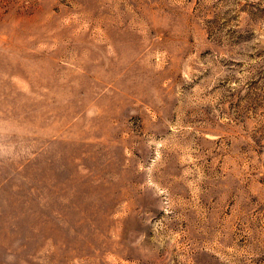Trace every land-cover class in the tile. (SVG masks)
Here are the masks:
<instances>
[{"label": "rangeland", "instance_id": "obj_1", "mask_svg": "<svg viewBox=\"0 0 264 264\" xmlns=\"http://www.w3.org/2000/svg\"><path fill=\"white\" fill-rule=\"evenodd\" d=\"M0 264H264V0H0Z\"/></svg>", "mask_w": 264, "mask_h": 264}]
</instances>
